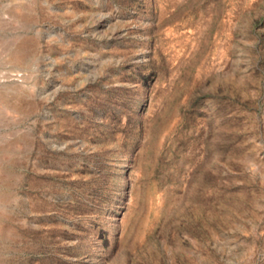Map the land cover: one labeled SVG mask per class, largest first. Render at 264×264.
I'll use <instances>...</instances> for the list:
<instances>
[{
	"label": "rangeland",
	"instance_id": "1",
	"mask_svg": "<svg viewBox=\"0 0 264 264\" xmlns=\"http://www.w3.org/2000/svg\"><path fill=\"white\" fill-rule=\"evenodd\" d=\"M0 264H264V0H0Z\"/></svg>",
	"mask_w": 264,
	"mask_h": 264
}]
</instances>
